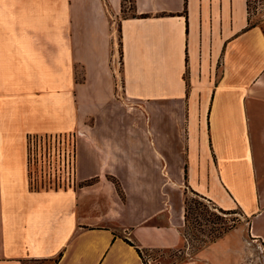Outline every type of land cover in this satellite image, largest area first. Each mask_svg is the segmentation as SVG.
Instances as JSON below:
<instances>
[{
  "label": "crops",
  "instance_id": "crops-1",
  "mask_svg": "<svg viewBox=\"0 0 264 264\" xmlns=\"http://www.w3.org/2000/svg\"><path fill=\"white\" fill-rule=\"evenodd\" d=\"M132 10L0 0V264L180 252L186 184L244 221L173 264L264 248V16L250 22L246 0ZM49 129L77 132L74 188L29 187L25 136Z\"/></svg>",
  "mask_w": 264,
  "mask_h": 264
},
{
  "label": "built area",
  "instance_id": "built-area-1",
  "mask_svg": "<svg viewBox=\"0 0 264 264\" xmlns=\"http://www.w3.org/2000/svg\"><path fill=\"white\" fill-rule=\"evenodd\" d=\"M249 21L264 16V0H246ZM26 174L30 189L74 188L77 180V132H30L24 142Z\"/></svg>",
  "mask_w": 264,
  "mask_h": 264
},
{
  "label": "trees",
  "instance_id": "trees-1",
  "mask_svg": "<svg viewBox=\"0 0 264 264\" xmlns=\"http://www.w3.org/2000/svg\"><path fill=\"white\" fill-rule=\"evenodd\" d=\"M125 0H122V5ZM134 2V0H133ZM124 7V5H123ZM133 16H138L136 13H132ZM147 14H141L139 17H146ZM118 190L121 192L120 186L116 180H114ZM185 200H184V228L183 236L185 240H188L187 235L192 234L194 242L198 244L199 247H203L210 242L215 241L219 237L223 236L226 232L230 231L235 227L232 223H227L224 214L235 213L234 209H223L222 207L216 205V203L206 197L205 195L194 190L188 184H186ZM191 193L192 196H189ZM240 210V209H239ZM241 214L242 212L239 211ZM208 215L209 217L204 221H200L199 217L201 215ZM238 220V218L236 219ZM195 229L199 231L200 235L195 232ZM138 253L147 264V260L144 258L142 251L137 248Z\"/></svg>",
  "mask_w": 264,
  "mask_h": 264
},
{
  "label": "rangeland",
  "instance_id": "rangeland-1",
  "mask_svg": "<svg viewBox=\"0 0 264 264\" xmlns=\"http://www.w3.org/2000/svg\"><path fill=\"white\" fill-rule=\"evenodd\" d=\"M124 14H132L133 13V0H125L124 1ZM52 129V128H50ZM42 130L41 133L49 132L52 130ZM61 131V130H58ZM35 132V133H40ZM189 196H192L191 193H188ZM211 199V198H210ZM215 202V201H214ZM216 203V202H215ZM217 205V204H216ZM219 206V205H218ZM230 210V209H228ZM235 213L231 214H224L225 220L227 223L230 224H238L242 223L244 221L243 215L239 212L240 210L238 208H234ZM209 216L201 215L199 217V220L204 222ZM238 218V220H236ZM232 230V229H231ZM195 232L200 235L199 231L195 229ZM245 237H247V234L245 233ZM188 240L184 241L182 245L180 246L179 250L180 252H175L173 249H154L147 252V254H144V258L147 260V264H173V262H178L179 260L187 257L188 255H192L195 252H197L200 248L198 244L194 242L193 235L188 234L187 235ZM244 261L243 264H264V248L261 245H256L251 241H248L245 243L244 248Z\"/></svg>",
  "mask_w": 264,
  "mask_h": 264
}]
</instances>
